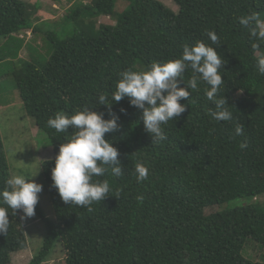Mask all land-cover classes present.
<instances>
[{
    "label": "trees",
    "instance_id": "1",
    "mask_svg": "<svg viewBox=\"0 0 264 264\" xmlns=\"http://www.w3.org/2000/svg\"><path fill=\"white\" fill-rule=\"evenodd\" d=\"M67 1L62 20L45 28L35 23L37 2L0 0V84L13 79L24 113L52 147L50 157L37 165L52 215L37 203L33 219L43 222L45 232L26 264H43L56 253L65 264H264V74L257 68L264 57L259 36L264 0H171L177 9L161 0ZM120 1L126 2L121 10ZM99 16L112 21L96 25ZM249 16L255 19L240 23ZM26 30H39L41 47L25 43ZM209 32L218 36V45ZM197 41L215 48L225 61L217 98L225 97L233 120L211 116L209 85L199 80L180 101L186 111L162 125L166 139L152 141L140 110L127 98L112 101L120 74L179 58L184 45ZM23 47L30 50L28 58L20 54ZM191 75L186 69L178 86L185 87ZM101 95L119 115L120 129L105 138L118 149L123 172L117 177L105 166L103 176L93 177L110 185L101 202L65 204L51 169L72 129L57 132L48 120L83 107L108 119ZM237 124L243 126L241 135L235 133ZM138 163L149 170L142 182L136 179ZM11 176L0 133V191ZM233 200L255 202L223 207ZM0 205L7 207L2 198ZM8 211L0 264H12V254L27 247L20 212Z\"/></svg>",
    "mask_w": 264,
    "mask_h": 264
},
{
    "label": "clouds",
    "instance_id": "2",
    "mask_svg": "<svg viewBox=\"0 0 264 264\" xmlns=\"http://www.w3.org/2000/svg\"><path fill=\"white\" fill-rule=\"evenodd\" d=\"M254 19V16L241 18L240 23L247 26ZM98 20L96 25L103 23H98ZM252 35L256 33L253 32ZM208 36L212 44L218 45V36L214 32H209ZM259 36L264 37V31L259 32ZM224 63L221 54L202 41H197L192 46L184 45L179 58L163 63L153 62L144 71H123L112 101L119 102L127 98L131 106L140 110V119L152 141L164 140L166 135L162 125L186 111L187 105L180 101L187 100L190 95L188 89H197L198 81L202 80L209 85L205 93L207 99L215 105L211 116L217 121H232L233 115L226 107L229 104L225 97L217 98L223 84L220 69ZM188 68H191L192 75L187 84L184 82L185 87H180L179 81H184V73ZM257 68L259 73L264 74V57L257 60ZM105 100L104 95L99 97V104L109 107L108 119L104 118L102 112L83 107L71 115L57 112L54 118L48 120L49 127L57 132H68L69 127L72 129L66 142L59 145L51 169L53 186L65 204L86 207L104 200L110 193L109 182L107 179L93 180V177L103 176L108 171L105 166H111L113 175H122L123 169L118 158L120 153L110 139L105 138L106 134H114L120 129L119 115L111 110L113 102L105 103ZM242 132L243 126L237 124L236 135H241ZM240 147L246 148L247 143L242 142ZM148 171L143 163H138L135 168L137 182L146 180ZM36 174L30 178L15 174L7 179V188L0 191L2 203L7 206L0 205V234L4 235L9 226L8 209L14 213L20 212L22 220L35 216L38 194L43 190L42 184L32 179Z\"/></svg>",
    "mask_w": 264,
    "mask_h": 264
},
{
    "label": "rangeland",
    "instance_id": "3",
    "mask_svg": "<svg viewBox=\"0 0 264 264\" xmlns=\"http://www.w3.org/2000/svg\"><path fill=\"white\" fill-rule=\"evenodd\" d=\"M25 1L31 4L37 2L36 14L38 19L35 23L38 25L45 24V28H52L53 23L61 21L69 7V2L67 0ZM83 1L88 2L89 0ZM161 1L169 5L172 9H177L171 0ZM125 4L126 2L120 1L117 4V8L121 10L125 7ZM111 21L112 20L108 17L101 16L99 17L98 23H110ZM261 30L264 31V23L261 24ZM27 31L28 33L24 34L25 36L23 37L25 43L29 40L30 43L41 47L43 40L39 30L36 32H31L30 30ZM29 52L30 50L25 47L20 50V54L24 58H28ZM12 86H14V81L11 77L3 80V83L0 84V133L10 165V171L12 172V175L18 173L23 175L31 174L32 176L37 173L34 177H32V179L43 186V190L38 194V203L45 215L51 216L52 210L49 197L43 185V181L38 175L37 165L40 160L50 157L52 147L46 138V134L41 131L39 132L35 126L34 120L24 113L22 101L19 97L18 91ZM9 100H11V102H9ZM262 197L263 198L260 200L264 201V195ZM254 202L255 201L252 200H233L229 203H225L223 207H233L244 203L250 204ZM33 217L22 220L27 238V247L12 254V264H26L30 260L31 256L37 253L41 246L45 232L43 222H38L37 220H34ZM247 250L248 252H251L249 254L254 259H257L256 253L254 252L255 249L250 247ZM53 256L54 258H51V260L46 261L43 264H65L62 254L60 255L59 253H56L55 255L53 254Z\"/></svg>",
    "mask_w": 264,
    "mask_h": 264
}]
</instances>
